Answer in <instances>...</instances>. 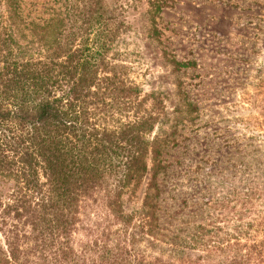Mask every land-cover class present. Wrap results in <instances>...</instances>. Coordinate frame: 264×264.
<instances>
[{"label":"trees","instance_id":"trees-1","mask_svg":"<svg viewBox=\"0 0 264 264\" xmlns=\"http://www.w3.org/2000/svg\"><path fill=\"white\" fill-rule=\"evenodd\" d=\"M11 1L0 0L4 264H264V133L250 137L249 151L222 176L241 186L231 194L244 212L248 202L258 205L248 222L239 212L238 225L218 240L204 225L182 237L161 234L158 178L170 164L167 137L155 129L165 113L153 93L142 108L127 66L111 53L110 9L81 0L68 7L66 27L59 16L30 19ZM255 125L263 132L264 122ZM145 179L140 209L125 212L122 196Z\"/></svg>","mask_w":264,"mask_h":264},{"label":"rangeland","instance_id":"rangeland-1","mask_svg":"<svg viewBox=\"0 0 264 264\" xmlns=\"http://www.w3.org/2000/svg\"><path fill=\"white\" fill-rule=\"evenodd\" d=\"M20 1L30 19L59 16L66 27L68 7L81 6V0ZM103 3L111 11L106 17H114L109 22L116 38L111 53L118 52L127 66L126 80L139 88L142 108L151 107L153 93L165 113L161 129H155L167 137L163 151L170 164L166 176L158 178L163 194L157 204L165 210L159 215V231L182 237L204 225L218 232L217 237L210 235L218 240L238 225L239 212L248 222L258 209L251 201L244 212L231 194L241 186L222 176L237 166L239 154L249 151L244 147L250 137L264 133V127L261 132L255 125L264 122V0ZM176 63L191 65L182 68ZM146 183L147 179L133 195L122 196L125 212L140 209ZM155 244L153 257L160 247ZM146 245L142 242L140 248ZM6 250L0 236V264Z\"/></svg>","mask_w":264,"mask_h":264}]
</instances>
